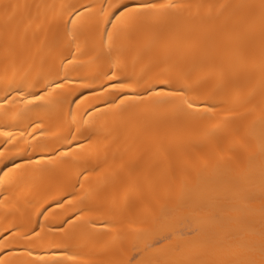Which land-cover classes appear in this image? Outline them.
<instances>
[{"label":"bare ground","instance_id":"6f19581e","mask_svg":"<svg viewBox=\"0 0 264 264\" xmlns=\"http://www.w3.org/2000/svg\"><path fill=\"white\" fill-rule=\"evenodd\" d=\"M131 2L0 0V264H264V0Z\"/></svg>","mask_w":264,"mask_h":264},{"label":"snow or ice","instance_id":"6c2138e0","mask_svg":"<svg viewBox=\"0 0 264 264\" xmlns=\"http://www.w3.org/2000/svg\"><path fill=\"white\" fill-rule=\"evenodd\" d=\"M117 7L120 8V16H123L125 20H133L136 17L144 14H152L165 9L174 8L176 7V5H173L171 2L160 3L158 2V0H132L131 3L123 4L122 7L120 5H117ZM113 27H115V25H113ZM107 35L108 40L111 41V34ZM40 99H43V97H34V100ZM188 106L191 108L193 105L189 104Z\"/></svg>","mask_w":264,"mask_h":264}]
</instances>
